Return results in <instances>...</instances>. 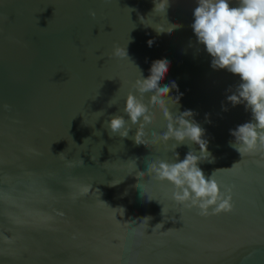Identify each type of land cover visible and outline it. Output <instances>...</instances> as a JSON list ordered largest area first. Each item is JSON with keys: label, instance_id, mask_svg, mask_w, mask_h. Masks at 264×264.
<instances>
[{"label": "water", "instance_id": "1", "mask_svg": "<svg viewBox=\"0 0 264 264\" xmlns=\"http://www.w3.org/2000/svg\"><path fill=\"white\" fill-rule=\"evenodd\" d=\"M196 6L169 0L164 14L154 0H0V264H264V150L242 157L230 146V130L252 117L226 100L240 77L213 69L197 43ZM163 59L161 86L175 81L171 95L183 93L168 107L196 114L211 153L198 166L206 177L220 169L231 211L201 215L172 199L170 182L140 177L153 161L200 154L152 135L168 122L151 94L149 147L134 141L126 98ZM114 115L128 121L127 138L110 132Z\"/></svg>", "mask_w": 264, "mask_h": 264}, {"label": "clouds", "instance_id": "2", "mask_svg": "<svg viewBox=\"0 0 264 264\" xmlns=\"http://www.w3.org/2000/svg\"><path fill=\"white\" fill-rule=\"evenodd\" d=\"M154 2L155 12L167 13L169 0ZM196 3L191 27L197 43L203 45L211 56L213 69L227 70L240 77L241 82L226 96V100L233 107L243 104L252 117L249 122L230 130L234 138L230 146L242 157L264 150V0H237L238 6L235 7L230 0H196ZM91 15L95 16V12H91ZM178 27L180 26L174 25L168 32L171 33ZM157 31L164 32L158 29ZM153 43V40H149V47ZM121 51V48L116 47L113 55L119 57ZM123 55L125 57L128 55L126 48H123ZM170 64L167 59L153 61L149 70L150 75L137 79L133 85L139 97L130 92L123 111L130 117L131 124L138 125L135 143L149 147L144 138L147 136L144 129L146 124L154 123L155 114L150 112L144 97L151 94L150 104L153 107L159 106L168 122L167 131L163 135L155 132L152 135L158 136L164 143L174 139L178 142L176 147L186 141L193 142L199 145L200 154L190 151L183 160H179L177 153L178 162L153 161L147 166L146 173H140V177L147 175L160 182H170L175 188L172 199L188 209L194 207L200 209L201 215H208L210 208H214V214L231 211V190L228 189L227 194L223 193L221 185L215 179V172L220 169L206 177L198 166L202 160H209L211 153L208 150L209 141L204 139L205 129L194 119L196 114L192 110H185L177 116L168 107L169 100L177 105L183 95V93L175 97L171 95L173 89L179 92V86L175 81L170 85L161 86L169 72ZM228 110L227 106H224V111ZM127 124L128 121L120 115H114L108 122L111 133H118L125 138L128 137L131 128L126 127ZM80 162L83 165V161ZM112 183L113 186L119 184L114 181Z\"/></svg>", "mask_w": 264, "mask_h": 264}]
</instances>
